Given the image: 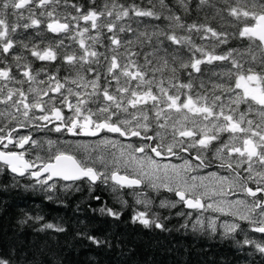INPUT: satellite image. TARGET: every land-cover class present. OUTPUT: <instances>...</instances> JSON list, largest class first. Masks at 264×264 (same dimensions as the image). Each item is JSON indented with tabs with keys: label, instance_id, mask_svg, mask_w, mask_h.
<instances>
[{
	"label": "snow or ice",
	"instance_id": "1",
	"mask_svg": "<svg viewBox=\"0 0 264 264\" xmlns=\"http://www.w3.org/2000/svg\"><path fill=\"white\" fill-rule=\"evenodd\" d=\"M21 129L96 139L65 150L68 141ZM212 166L220 171L198 174ZM0 171L48 191L54 178L72 182L65 189L146 185L175 197L159 208L189 210L177 213L183 228L227 237L246 222L264 234V0H0ZM237 194L245 198L227 199ZM142 196L132 222L167 230ZM242 243L264 255V241ZM0 264L34 261L13 247L0 249Z\"/></svg>",
	"mask_w": 264,
	"mask_h": 264
},
{
	"label": "trees",
	"instance_id": "2",
	"mask_svg": "<svg viewBox=\"0 0 264 264\" xmlns=\"http://www.w3.org/2000/svg\"><path fill=\"white\" fill-rule=\"evenodd\" d=\"M194 19L195 12L187 17L188 22ZM246 43L233 40L229 46ZM104 187L101 182L95 186L79 182L70 189L57 185L48 191L33 181L0 171V249L15 247L34 264H264V255L253 245L242 243L245 234L255 240L250 230L227 237L191 231L164 211L158 215L167 230L144 228L131 220L144 206L128 194ZM102 208L119 212L120 219L101 213ZM151 212L156 213L152 206ZM29 216L33 219L22 223ZM37 216L43 219L37 221ZM44 223L60 224L66 231L42 232L39 229ZM85 231L107 237L113 246L97 248L79 235Z\"/></svg>",
	"mask_w": 264,
	"mask_h": 264
},
{
	"label": "flooded vegetation",
	"instance_id": "3",
	"mask_svg": "<svg viewBox=\"0 0 264 264\" xmlns=\"http://www.w3.org/2000/svg\"><path fill=\"white\" fill-rule=\"evenodd\" d=\"M35 66L37 68H39L40 64L37 63ZM29 133H31L33 135V137L38 139V140H40V139H45V140L46 139H52L53 141H56V140L60 139V140L68 141L69 143L60 145V147L65 149V150H73V149H71V144L76 142V141L91 142V141H94L96 139V138H89V137H69L66 135L61 136V134L54 133V132H40V131H35L32 129H21V130H19V134H21V135L29 134ZM109 135H111V134H109ZM116 138H118V137H116ZM119 139L123 140L124 138H119ZM124 142H129V141H124ZM130 142L137 143V144L140 143V141L137 140L136 138H133ZM77 155H78V157H82L83 153L77 152ZM182 155L186 156L187 154H182ZM163 162H169V161H163ZM170 162L171 163H180L182 161L179 159H176V158H171ZM97 167H100V166L97 165ZM216 171H220V170H218L215 166H212V167L203 169L198 174L199 175H207L210 172H216ZM121 174H124L123 170H122ZM194 174H197V173H194ZM221 174H223V173H221ZM25 179H29L31 181H34L31 178H29L28 176H25ZM79 182H85V183L89 184L90 186H95L99 181L96 184H91L87 180L77 181L74 184H72V187H74ZM54 183L56 185H59L62 187H64L65 184H68L62 180H55ZM103 184H105V183H103ZM252 186L255 187V185H252ZM104 188L107 189V191H109V192L128 194V196L131 197L135 203L137 200V193H143V196L141 198L151 199L153 202L152 203L153 210L157 214L159 213V211H164L165 213H169V215L171 217L180 220L182 223H185V217H181V216L177 215L178 212L183 211V212L187 213L189 211L188 209H185L182 205L178 204L177 207L171 208V209H161L158 207L160 200H162V199H165V198H167L169 200L175 199V197L171 193H167L164 191L157 193V192L153 191L151 188L147 187L146 185H142V187L140 189H135V188H122L121 189V188H117L115 185H113L110 180L107 184H105ZM233 196L235 198H245L241 194H237V195H233ZM261 198H264V197H261ZM140 205H142V204H140ZM195 215H196V213L193 212V219L195 218ZM208 215H216V214L205 213V216H208ZM221 219L223 220V219H227V218L221 217ZM240 223H241V228L243 230H245V229L250 230L249 225L246 222H240ZM188 228H189V230L193 231L191 226H189ZM200 232H207V231H200ZM217 233L221 234L222 230L218 229ZM254 234H255V240H257L258 242L264 241V234H260V233H254Z\"/></svg>",
	"mask_w": 264,
	"mask_h": 264
},
{
	"label": "rangeland",
	"instance_id": "4",
	"mask_svg": "<svg viewBox=\"0 0 264 264\" xmlns=\"http://www.w3.org/2000/svg\"><path fill=\"white\" fill-rule=\"evenodd\" d=\"M181 163V162H180ZM180 163H173V164H180ZM227 199H229V200H233V199H237V198H235L233 195H229L228 197H227ZM224 218H227V219H231V217H224ZM222 234V233H221Z\"/></svg>",
	"mask_w": 264,
	"mask_h": 264
},
{
	"label": "water",
	"instance_id": "5",
	"mask_svg": "<svg viewBox=\"0 0 264 264\" xmlns=\"http://www.w3.org/2000/svg\"><path fill=\"white\" fill-rule=\"evenodd\" d=\"M13 175V174H12ZM20 178V177H19ZM54 180H56V178H54Z\"/></svg>",
	"mask_w": 264,
	"mask_h": 264
},
{
	"label": "bare ground",
	"instance_id": "6",
	"mask_svg": "<svg viewBox=\"0 0 264 264\" xmlns=\"http://www.w3.org/2000/svg\"><path fill=\"white\" fill-rule=\"evenodd\" d=\"M34 182V181H33Z\"/></svg>",
	"mask_w": 264,
	"mask_h": 264
}]
</instances>
